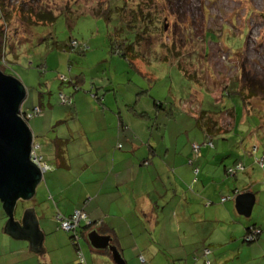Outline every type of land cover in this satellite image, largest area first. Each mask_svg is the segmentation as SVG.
<instances>
[{
  "label": "rangeland",
  "instance_id": "1",
  "mask_svg": "<svg viewBox=\"0 0 264 264\" xmlns=\"http://www.w3.org/2000/svg\"><path fill=\"white\" fill-rule=\"evenodd\" d=\"M108 1L0 0V42L3 43H0V70L17 78L26 88L27 96L22 104L25 112L41 108L42 95L55 98L54 107L46 117L42 111L30 121L34 139L56 120H67L65 112L71 107L62 108L66 106L62 104V95H78L79 120L91 122L95 108L89 98L101 87L108 92V99L111 98L109 104L122 109L125 116L130 112L136 120H141L132 110L134 105L137 109H151L152 121L167 124L174 139H190L191 143L203 135V130L210 131L206 126L208 115L209 120H217L228 129L233 118L227 109H232L235 127L212 135L209 132L206 143L217 145L219 151L215 152L219 154L233 152L236 156L244 152L245 159L256 162L249 175L234 169L237 177L231 175L226 179L239 191L254 182L258 184L253 186L256 192L253 195L259 200L257 207L250 219L240 218L245 222L253 220L258 227L262 225L264 95L258 90L264 83V0H145L143 4L159 18L163 29L152 39L155 43L146 57L133 65L113 49L119 44L115 42L124 37L135 41V36L120 23L121 16L114 14L107 19L96 13H103L100 8H106ZM31 10L52 11L57 18L53 23H31L34 21L33 17L28 18ZM73 42L78 46H73ZM162 42L177 48L180 62L192 78L186 77L177 63L162 61L167 52ZM143 90L147 92L137 98V93ZM251 91L257 96L248 97ZM154 101L161 105L156 103V108ZM96 102L100 112H104L105 103ZM202 115L207 116L204 124ZM70 123L76 129L77 122ZM63 126L64 130L62 126L58 129L66 134L67 125ZM35 142L39 144L40 139L36 138ZM206 143L197 145L202 148ZM259 149L262 155L258 154ZM230 202L235 204V200ZM214 231L221 236L227 234L220 226ZM239 239L238 246H241L243 241ZM224 240L223 237L221 242ZM243 244L246 257L250 254L247 248L257 242ZM58 256H53L56 264L60 261ZM241 264L255 263L242 260Z\"/></svg>",
  "mask_w": 264,
  "mask_h": 264
},
{
  "label": "crops",
  "instance_id": "2",
  "mask_svg": "<svg viewBox=\"0 0 264 264\" xmlns=\"http://www.w3.org/2000/svg\"><path fill=\"white\" fill-rule=\"evenodd\" d=\"M101 88L102 93L97 91ZM101 88L89 98L95 108L91 122L79 120L78 95H64L71 100L73 97V105L63 104L66 106L62 108L71 107L75 113L66 110L67 120H56L35 136L40 139L39 144L34 139L38 153L51 170L44 174L30 204L18 203L16 221L23 229L25 213L35 212L45 253L40 257L29 251L30 241L3 233L8 217L0 202V264H56L54 254H59L57 264H79L73 235L63 233L56 219L59 215L68 217L76 210L87 215L78 231V243L87 264H241L242 260L264 264V222L258 227L253 220L245 222L240 218L250 219L257 207L259 200L253 195V186L258 184L253 181V185L239 191L233 199L235 204L232 200L221 202L238 190L226 179L227 170L233 166L249 175L256 162L245 159L244 152L236 156L233 152L219 154L215 152L219 151L217 145L215 150L206 146L196 152L194 146L205 144L210 131L203 130L193 143L190 139H174L167 124L152 121L151 109H137L134 105L135 111L132 105L130 109L141 120L130 112L125 116L122 109L109 104L111 98ZM50 96L42 95L40 99L45 117L54 107L55 98ZM96 100L105 103L104 112L97 108ZM231 114L233 124L228 129L217 120L214 122L217 129L222 127L221 132L235 127V112ZM34 118L28 120L29 128ZM206 118L202 115L203 124ZM72 120L77 122V132ZM65 124L66 134L58 129L62 126L64 130ZM258 154L262 155L260 149ZM235 170L230 168L229 172L237 177ZM241 195L254 199L249 216L238 208L237 198ZM92 224L96 228L89 230L87 226ZM218 226L226 236L214 231ZM252 226L261 228L262 234L255 246L247 248L252 254L244 257V236ZM94 231L109 239V247L92 246L89 234ZM239 238L243 241L241 246Z\"/></svg>",
  "mask_w": 264,
  "mask_h": 264
},
{
  "label": "water",
  "instance_id": "3",
  "mask_svg": "<svg viewBox=\"0 0 264 264\" xmlns=\"http://www.w3.org/2000/svg\"><path fill=\"white\" fill-rule=\"evenodd\" d=\"M26 96V88L17 78L0 70V201L8 217L3 233L30 241L29 251L41 257L45 249L41 246L43 234L37 229L35 212L28 210L25 213L23 229L16 221L18 203L34 198L36 187L44 176L32 162L34 136L21 115ZM237 204L239 209H244L245 216H249L254 199L241 195ZM89 240L96 249L109 247V239L95 231L89 234ZM115 260H119L118 256Z\"/></svg>",
  "mask_w": 264,
  "mask_h": 264
},
{
  "label": "trees",
  "instance_id": "4",
  "mask_svg": "<svg viewBox=\"0 0 264 264\" xmlns=\"http://www.w3.org/2000/svg\"><path fill=\"white\" fill-rule=\"evenodd\" d=\"M131 2H134V1L133 0L132 1H129V0H109L106 8H100V10H104V12L103 13L96 12V13L98 15L99 14L105 15L104 17H106L107 19L110 18V16H112L114 14H118L121 16L120 23L123 26H125V29L127 30V32H131L135 36V38H134L135 41L134 42L130 41V38H132V37H130V38L124 37L122 40L120 39V40L115 42L116 44H118V42H119V44H118V47L114 45L113 49L117 51L118 55H120L121 57L126 59L129 63H131V65H133L140 58L142 59V58L146 57L145 54L147 52H149V50L152 48V46L155 43V41L154 40L152 41V39L153 38L155 39V37L157 38L158 32H160L163 28H162V26L161 27L159 26V23H161L159 20H157L159 18H155V14H153L151 12V10L149 11L148 6L143 4L145 2V0H135L133 5L131 4ZM31 17H33L32 20H34L31 23L43 22L45 24L46 23H53L57 18L52 11H44V10L43 11L39 10L37 13H35V12H33V10H31V13H30L28 18H31ZM1 33L2 32L0 31V39L2 36ZM0 43H2V41ZM2 44H0V54H1ZM163 45H165V43H163ZM73 46H78V44L76 42H73ZM165 46L167 47V52L165 53L166 55L164 54L162 61L167 62V63H170V62L177 63L179 65V69L181 70V72H183L186 77L192 78L193 75H190L189 73H187V70L184 69L183 63L180 62L181 56L177 52V50H176L177 48L172 47L174 45H172V46L170 45L171 48L168 44ZM142 47H144V48H142ZM62 81H64V80H62ZM263 84L264 83L262 82L260 89L258 90V93H261L262 95H264ZM146 92H147V90H143L142 92H139V94L137 95V98L140 97L141 94L146 93ZM237 93H239V92H237ZM242 95H243V93H242ZM62 96H64V95H62ZM254 96H257V93H255L254 91L253 92L251 91V94L248 97H254ZM64 99H65V101H63V99H62V104H66V105H70V106L73 105V102L70 98H66L64 96ZM244 99H246V98L244 97ZM154 103H155V106L158 108V106L156 105L157 102L154 101ZM157 104L161 105V103H157ZM39 109H40V114H41L42 110H41V108H39ZM34 110L35 109H33L29 113L28 112H22L21 115L23 116V114H33ZM227 112L229 115V114H231V112L233 113V110L227 109ZM39 115H37V116H39ZM34 117H36V116H34ZM26 121L28 122V120H26ZM206 126H208V128L212 134H216L220 131H223L222 127H220V128L218 127V129H217L215 126V123L212 122V120L207 119L206 120ZM210 138H211V136H210ZM210 141L212 142V138ZM208 145H209V141H208V143H206V146H208ZM210 145L212 147H214L213 142L210 143ZM197 146H199V145H197ZM200 149H201V147L199 146L198 152H200ZM233 170H234V168H233ZM227 171H228L227 175L231 176L232 173L229 172V169ZM239 193H240L239 190H237L234 196L224 198L221 200V202L233 200L239 195ZM209 204L210 203H208V205ZM70 216H72V215H70ZM70 216H68V217H70ZM59 228H60V224H59ZM80 228H81V226H80ZM87 228L89 230H93L96 228V224L89 225V226H87ZM253 230H260L261 233L256 236L254 241L247 242L246 236H248L250 234V232H252ZM66 233L73 235V233H71V232H66ZM261 234H262L261 228H257L255 226L254 227L252 226L251 228H248L247 233L244 236V242L247 244L254 243V242L258 241V238L260 237ZM72 242L76 248L77 256L79 255L80 252L83 254L79 243L77 241H74V235L72 237ZM83 256H84V254H83ZM84 259H85V256H84ZM79 264H81L80 261H79ZM85 264H87L86 259H85ZM206 264H207V262H206Z\"/></svg>",
  "mask_w": 264,
  "mask_h": 264
},
{
  "label": "built area",
  "instance_id": "5",
  "mask_svg": "<svg viewBox=\"0 0 264 264\" xmlns=\"http://www.w3.org/2000/svg\"><path fill=\"white\" fill-rule=\"evenodd\" d=\"M63 101H65L64 96H61ZM40 114V109L39 108H35L34 113L33 114H23V119L25 120H30L31 118H33L34 116H37ZM121 147V146H119ZM38 146H33V153H32V162L40 169V171L45 174L46 172H48L49 170H51V168L47 165V163L45 162L44 158L39 155L38 153ZM194 149L196 152H198L199 150V146L195 145ZM239 169H243L242 167H239ZM57 221L60 224V228L66 232H71L74 235V240L78 242L79 240V233L78 230L81 226V222L82 221H87V215L81 211V210H76L72 216L70 217H64V216H57ZM261 232L260 230H253L252 232H250V234L248 236H246V241L247 242H252L255 240L256 236L259 235ZM205 254L208 255L209 254V250L205 251ZM79 261L81 264H85V259L83 254L80 252L79 253ZM210 262H207V264H209Z\"/></svg>",
  "mask_w": 264,
  "mask_h": 264
},
{
  "label": "bare ground",
  "instance_id": "6",
  "mask_svg": "<svg viewBox=\"0 0 264 264\" xmlns=\"http://www.w3.org/2000/svg\"><path fill=\"white\" fill-rule=\"evenodd\" d=\"M33 146H35V144H33ZM46 174V173H45Z\"/></svg>",
  "mask_w": 264,
  "mask_h": 264
}]
</instances>
